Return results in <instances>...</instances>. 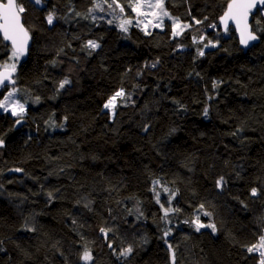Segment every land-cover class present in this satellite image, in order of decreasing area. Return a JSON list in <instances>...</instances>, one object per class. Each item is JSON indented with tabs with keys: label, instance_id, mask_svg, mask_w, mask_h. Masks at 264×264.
<instances>
[{
	"label": "trees",
	"instance_id": "obj_1",
	"mask_svg": "<svg viewBox=\"0 0 264 264\" xmlns=\"http://www.w3.org/2000/svg\"><path fill=\"white\" fill-rule=\"evenodd\" d=\"M42 1L18 0L31 45L13 87L27 113L0 135V264H211L196 217L235 263L259 264L247 247L264 235V8L246 50L218 25L229 0H164L190 25L179 35L168 19L124 31L92 15L96 0ZM118 2L132 16L135 0ZM11 52L0 34L2 64Z\"/></svg>",
	"mask_w": 264,
	"mask_h": 264
},
{
	"label": "snow or ice",
	"instance_id": "obj_2",
	"mask_svg": "<svg viewBox=\"0 0 264 264\" xmlns=\"http://www.w3.org/2000/svg\"><path fill=\"white\" fill-rule=\"evenodd\" d=\"M33 2L36 5H40L42 0H33ZM105 3H107V0H104ZM257 3L264 4V0H231V2L228 4L227 10L225 11L224 15L220 17L221 22L225 25V31H227V23L228 21L234 20L236 22L237 28L240 32V43L243 45L249 44L250 41H255L258 39V36L250 29V26L248 24V16L249 13L253 8L256 7ZM115 5V8H119L120 12L123 13L125 8L124 5H121L118 3V0H113L111 4H108V8L112 9L113 12H115V8L113 7ZM129 8L133 12L137 14V16H148L149 13L142 12V8H149V9H159L160 12L151 13L154 16H159L162 14L163 16H168L169 13L164 10V3L163 0H156V3H144V2H137L135 4H129ZM96 8H99L101 11H104V8L101 4L97 3L94 5L93 9H90L89 11H94ZM25 11L22 3H18V0H6V2H0V31L3 32V37L5 40H8L12 44V53L9 57V60L15 61L20 56H22L25 52L27 41L29 39L28 30L24 28V26L21 23V15ZM47 22L49 24L53 23L54 15L53 13H49L46 17ZM195 19V18H193ZM112 21H109L111 23ZM132 23L130 19L123 20L120 23V28L124 31H127V25ZM195 23L199 24L200 21H195ZM156 26H159L158 24ZM190 27V25L184 24L181 25L179 22L176 23L175 29H174V35H179L180 31H182L185 28ZM212 27H215V25H212ZM203 40V37L200 38ZM211 43V41H209ZM207 46V45H206ZM215 46V45H213ZM85 47L96 49L99 47L98 43L92 40L87 41ZM203 51H200L199 55H203ZM3 70L0 71V86H3L6 84V82L15 83V81L12 79L13 73L16 71V63H8L5 62L3 64ZM155 67V65H153ZM69 83L68 80L61 81L60 87H64L65 84ZM217 85L214 83L213 87H216ZM16 89L13 88L12 91L8 92L7 95L4 96L3 100H0V109H3L4 111H8L11 109L12 115L19 116L21 119L23 118L24 113V105L20 104L18 100H14L13 97L15 95ZM125 96V92L123 89L118 90L115 92V94L109 98L107 103H105L104 108L105 109H115L116 108V101L117 98H122ZM205 115H207V109H205ZM20 121L17 120V123ZM0 144H3V141L0 140ZM17 171H21L20 169H17ZM226 183L223 176H220L216 180V186L218 188H222L224 184ZM165 192L168 191L167 188L164 189ZM257 188L251 189V194L255 196L257 194ZM51 196V193H49ZM174 195V194H173ZM157 202H159V193H157ZM163 207V205H161ZM201 208L204 206L201 205ZM171 211H179V209H171V208H164V217L162 219H166L167 215ZM207 216H210L211 213L206 212L204 213ZM187 222V221H186ZM195 226L197 231H199L200 228L208 227L213 232L217 231L216 225L213 223H209L207 225L200 222L199 217H196ZM106 229L101 228V232L106 233ZM170 229L168 231H165L164 235L167 236L170 233ZM171 247V245H169ZM133 248L131 246L123 249L121 252L118 253L119 256L127 257L130 253H132ZM247 251L249 253L258 252L261 259L259 261V264H264V235H261L259 237V243L254 244L252 246L247 247ZM82 259L85 261L91 260V255L89 251L85 250ZM174 260V255H173Z\"/></svg>",
	"mask_w": 264,
	"mask_h": 264
},
{
	"label": "rangeland",
	"instance_id": "obj_3",
	"mask_svg": "<svg viewBox=\"0 0 264 264\" xmlns=\"http://www.w3.org/2000/svg\"><path fill=\"white\" fill-rule=\"evenodd\" d=\"M112 2H113V0H107V3H105L104 0H96L95 4H97V3L101 4L103 6V8H104V11H101L99 8H96L94 11H91L92 15L95 16V17H97V18L105 19L108 22L109 21H112L111 22L112 24H114L116 26H119V27H120V23L123 20L130 19L132 21V23H130V24L127 25V29H129L130 26H132L134 24L135 25H139L143 29L162 28L164 26V22H165L166 19L172 21V23H173V29H175V26H176V23L177 22H179V24H181V25H184V24L189 25V23L187 21L180 20L177 16H175L168 9H166L164 0H163L164 10L169 13L168 16H163L162 14H160L159 16H154L151 13H153V12L159 13L160 10L159 9H149V8H146V7L145 8H142L141 11L142 12L149 13L148 16H146V17L145 16H137V14L135 12H133V11H132V13H133L132 16H128L125 10H124L123 13H121L120 10H119V8H115V5H113V7L115 8V12H113L112 9L108 8V4H111ZM137 2L156 3V0H135V3H137ZM42 3H43V1L41 2V4ZM135 3H133V4H135ZM119 4H121V3H119ZM93 7H92V9H93ZM157 24L159 26H156ZM183 30L180 31V33H182ZM10 56H11V54H10ZM21 58H22V56H20L15 61H11V60L8 59L5 62H8V63H13L14 62V63L17 64V62ZM5 62H3V64ZM13 85L14 84L10 85L11 89L9 88L6 91L5 95H7L8 92L12 91V89L15 88V87H13ZM121 89L122 88H119L118 90H121ZM124 92H125V90H124ZM113 95H111V97ZM126 98H127L126 92H125V96L124 97L117 98L116 108H117L119 102L126 100ZM13 99L14 100H18L20 104H23L24 105V113H23V116H24L27 113V110H26L27 109V106H26V104L24 102H22L19 99L17 90L15 92V95H14ZM116 108L114 110L113 109H107V110H109L110 113L113 115L115 113V111H116ZM4 113H7L8 116H9L7 118V120H4L3 119V116L2 115ZM18 117L19 116L12 115L11 109H9L8 111H4L3 109H0V135L7 129V127L10 124V122L14 118H18ZM200 222L203 223V224H205V225H207L209 223H212V222H203V221H200ZM200 230H202V232L204 234V239H205V244H206V253H207V255H208L209 259H210L211 264H237V263H235L233 256L229 254V252H228V246H227L226 242L217 235V232H213L208 227L200 228Z\"/></svg>",
	"mask_w": 264,
	"mask_h": 264
},
{
	"label": "water",
	"instance_id": "obj_4",
	"mask_svg": "<svg viewBox=\"0 0 264 264\" xmlns=\"http://www.w3.org/2000/svg\"><path fill=\"white\" fill-rule=\"evenodd\" d=\"M0 2H6V0H0ZM230 2H231V0L228 1L225 10H224L223 13L219 16V18H218V25H219V27L221 28V30H222L223 33H227V32H229L231 29H234L235 34H236V36H237V38H238V41H239L240 46H241L242 48H244V49L247 50V49L251 48L254 44L258 43V42L260 41V39H261L260 35H259V34L253 29L252 19H253V15L256 14V12L258 11V9H260V8H264V4L257 3L256 7L253 8V9L251 10V12L249 13V16H248V24H249V26H250V29H251L253 32H255V34L258 36V39L255 40V41H250L249 44H247V45H243V44L240 43V32H239V30H238V28H237L236 22H235L234 20H231V19H230V20L228 21V23H227V31H225V25H224V24L221 22V20H220V17L224 15L225 11L227 10L228 4H229ZM0 22H2V21H0ZM21 23H22V25L24 26V28L28 30V34H29V39H28V41H27L26 49H25L24 54L22 55L23 57H26V56L28 55L29 48H30V45H31V32H30V30L27 28V26H26V24H25V22H24L23 15H21ZM0 34L3 36V32H2V31H0ZM3 38H4V37H3ZM6 41L9 42V43L11 44L10 41H8V40H6ZM11 46H12V44H11ZM2 66H3V64H2V62L0 61V71L3 70V67H2ZM16 71H17V68H16ZM16 71H15V73H13V75H12V79H13L14 81L16 80V79H15ZM12 84H13V83H11V82H6L5 85L0 86V90H2L3 88H5L6 86H10V85H12ZM17 120H19L20 122L17 123ZM24 122H25L24 117H23L22 119H21L20 117L16 118V121H15V127H19V126H21ZM0 140H2L1 137H0ZM2 141H3V140H2ZM3 145H4V141H3V144H0V146H3Z\"/></svg>",
	"mask_w": 264,
	"mask_h": 264
}]
</instances>
